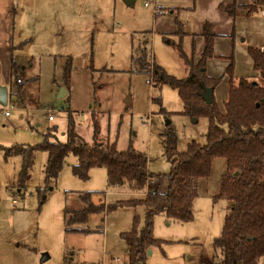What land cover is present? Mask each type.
Listing matches in <instances>:
<instances>
[{
	"label": "rangeland",
	"instance_id": "obj_1",
	"mask_svg": "<svg viewBox=\"0 0 264 264\" xmlns=\"http://www.w3.org/2000/svg\"><path fill=\"white\" fill-rule=\"evenodd\" d=\"M80 2L82 24L71 31L70 43L63 44L62 35L54 31L53 39L47 41L41 33L33 42L23 40L22 49L15 50L18 76L11 85L13 92L19 87L21 93L0 106V264H109L113 258H118L116 264H128L123 234L133 228L135 217L138 232L145 225L144 204L124 205L104 215H90L85 225H78L89 232H66L65 210L82 205L79 194L106 191L108 196L92 195V201L102 198L105 204L132 196L107 188L104 167H91L87 178L75 175L72 153L57 177L48 181L44 150L36 151L24 171L22 158L4 157L2 147L37 145L51 127L56 129L50 140L64 141L67 116L90 142L91 114L95 112L100 138L114 142L118 150L132 146L144 153L147 170L162 182L170 171L165 155L168 138L174 136L178 152L185 151L192 140L204 144L208 120L182 114L177 91L166 85L153 87L151 74L140 71V66L155 62L166 73L184 77L185 66L174 44L180 43L197 60L203 48L202 24L212 23L217 36L205 68L208 76L220 77L213 96L222 109L230 60L234 79H251L255 72L248 48H264V15L260 13L264 5L243 13L238 10L247 5H240L230 16L219 8L227 0H133L131 5L124 0ZM167 29L170 32H161ZM143 47L147 59L139 65L134 59L142 56ZM67 66L70 78L65 82ZM61 87L67 93L58 98ZM224 162L214 158L209 175L198 179L192 220L180 222L162 213L153 217L151 235L162 243L146 250L143 264H203L202 258L219 264L213 241L221 233L227 201L214 202L213 196L220 186ZM152 182L149 189L157 184ZM43 253L49 257L40 262Z\"/></svg>",
	"mask_w": 264,
	"mask_h": 264
},
{
	"label": "trees",
	"instance_id": "obj_2",
	"mask_svg": "<svg viewBox=\"0 0 264 264\" xmlns=\"http://www.w3.org/2000/svg\"><path fill=\"white\" fill-rule=\"evenodd\" d=\"M263 5L264 0H255L253 4L244 7L250 12ZM237 7L241 6L235 2L219 4V8L230 16L235 15ZM200 35L203 38V48L197 60L189 57L180 43H173L185 66L184 77L166 73L155 62L141 65L144 57L147 59L145 47L141 49L142 56L134 59L141 65L140 71L151 74L153 87L166 85L177 91L183 104L182 114L191 118L204 116L208 120L204 144L192 140L185 151L178 152L174 136L168 138L165 155L170 163V171L163 191L157 187L145 190L157 175L147 170L144 153L132 146L118 150L114 142L100 138L95 112L91 114L90 142L85 141L75 130L71 118L67 116L64 141L50 140L56 129L51 127L43 134V141L37 145L17 144L2 147L4 157L19 155L22 158L24 171L31 166L36 151L44 150L47 155L44 174L48 181L57 177L66 156L72 153L76 157V162L72 165L75 175L87 178L91 167H104L107 188L132 196L127 200L117 199L111 204H105L102 198L92 201V195H101L106 191L79 194L82 205L77 209L65 210L66 232H89L87 227L81 228L78 225H85L90 215H104L118 206L144 204L145 225L142 230L138 232L135 229V217L133 228L123 234L128 244V264H143L146 250L151 245L162 243L151 235L153 217L156 214L162 213L180 222L193 219V201L198 195L197 181L209 175L216 157L224 159L225 167L213 201H227L221 233L213 241L219 264H258L264 258V48H248L255 72L251 79H234L230 60L226 68L229 75L227 95L220 109L215 100L206 104L200 96L204 86L214 90L220 80V77L208 76L205 68L207 59L213 56V42L217 36L213 24L205 21ZM193 50L192 48V52ZM69 78L70 69L67 66L64 71L65 82ZM20 93L21 89L17 87L11 95L19 97ZM156 101L160 102V98ZM256 103L259 105L256 106Z\"/></svg>",
	"mask_w": 264,
	"mask_h": 264
},
{
	"label": "crops",
	"instance_id": "obj_3",
	"mask_svg": "<svg viewBox=\"0 0 264 264\" xmlns=\"http://www.w3.org/2000/svg\"><path fill=\"white\" fill-rule=\"evenodd\" d=\"M227 1V3L235 2L238 5L249 6L255 0H247L243 3L237 2V0ZM246 10L247 8L245 10L239 8L238 11L243 13L247 12ZM81 24L80 0H0V85L8 87V101H13V97H15V95H11L13 77L18 76L15 50L22 49L23 40L30 43L33 42L36 35L44 33L48 41L54 38L52 32L57 31L62 35L61 42L68 44L70 43L71 31L79 30ZM170 30L161 32L168 33ZM20 44L21 47L19 48ZM16 81L21 82L19 78ZM66 93L65 91L64 95ZM5 116H9V113ZM161 180L162 182H159L158 176L153 177L152 183L158 185H151V188L157 187L158 190L163 191L167 186L168 178L164 177ZM145 190H149V184ZM116 193L120 194L118 191ZM104 194L106 196L108 193ZM13 203L15 204L16 201ZM148 252L150 251L148 250ZM203 261L210 262L202 258L201 262ZM117 262L118 258H113L109 264H116ZM101 264L106 263L101 261ZM258 264H264V258L260 259Z\"/></svg>",
	"mask_w": 264,
	"mask_h": 264
},
{
	"label": "water",
	"instance_id": "obj_4",
	"mask_svg": "<svg viewBox=\"0 0 264 264\" xmlns=\"http://www.w3.org/2000/svg\"><path fill=\"white\" fill-rule=\"evenodd\" d=\"M125 4L131 5L133 3V0H124ZM65 94V90L63 87L60 88V92L58 94V98H61ZM200 96L203 98L204 102L206 104H210L214 101V96H213V88L212 87H203V90L200 92ZM8 87L5 85H0V104L1 105H6L8 101ZM259 104L256 103V106ZM237 174V172H235ZM48 254L43 253L40 257V262L45 261L48 258Z\"/></svg>",
	"mask_w": 264,
	"mask_h": 264
},
{
	"label": "built area",
	"instance_id": "obj_5",
	"mask_svg": "<svg viewBox=\"0 0 264 264\" xmlns=\"http://www.w3.org/2000/svg\"><path fill=\"white\" fill-rule=\"evenodd\" d=\"M144 5H147V3H144ZM260 13L264 15V7L260 10ZM51 110H48V112ZM5 115H8V111L4 110L3 111ZM48 119L52 120V115H48ZM13 202H15V200H13ZM203 264H210L209 262H204Z\"/></svg>",
	"mask_w": 264,
	"mask_h": 264
}]
</instances>
